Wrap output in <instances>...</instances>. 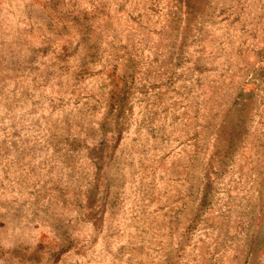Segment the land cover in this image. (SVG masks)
<instances>
[{"label":"rangeland","instance_id":"374dc122","mask_svg":"<svg viewBox=\"0 0 264 264\" xmlns=\"http://www.w3.org/2000/svg\"><path fill=\"white\" fill-rule=\"evenodd\" d=\"M255 141L264 0H0V264H264Z\"/></svg>","mask_w":264,"mask_h":264},{"label":"bare ground","instance_id":"6f19581e","mask_svg":"<svg viewBox=\"0 0 264 264\" xmlns=\"http://www.w3.org/2000/svg\"><path fill=\"white\" fill-rule=\"evenodd\" d=\"M240 101H241L240 104H241V105H245L249 111H251L252 108L254 107L253 105L250 104L251 102H249V100H240ZM236 114H237L238 122L242 121V116L239 115V113H236ZM232 115H233V117H235L234 113H232ZM247 117H249V115H248ZM242 123H245V120H244ZM242 123H241V124H242ZM244 125H245V124H244ZM246 127H248V126L245 125V126H244V130H245ZM237 128L239 129V126H238V125H237ZM247 133H248V132H247ZM238 138H242V139H240V141L244 140V138H243L242 135H238ZM263 143H264V142H263ZM263 143H260V142H258V141H255L252 145L255 146V147L257 148L258 151H260V150L262 151V150H263V147H264V144H263ZM238 147H241V144H240L239 142H237V148H238ZM232 149H234L233 146H232ZM257 150H255V151H257ZM258 153H259V152H258ZM256 155H257V154H256ZM258 157H259V156H258ZM254 160L256 161V157L254 158ZM226 256L229 257V260L232 258L230 254H227ZM226 256H225V257H226ZM225 257H224V258H225ZM227 259H228V258H227ZM226 261H228V260H226ZM222 264H223V263H222ZM226 264H228V263L226 262Z\"/></svg>","mask_w":264,"mask_h":264}]
</instances>
